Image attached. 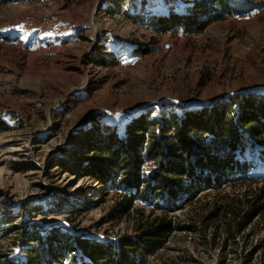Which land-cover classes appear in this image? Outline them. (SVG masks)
Returning a JSON list of instances; mask_svg holds the SVG:
<instances>
[{"label": "rangeland", "instance_id": "obj_1", "mask_svg": "<svg viewBox=\"0 0 264 264\" xmlns=\"http://www.w3.org/2000/svg\"><path fill=\"white\" fill-rule=\"evenodd\" d=\"M191 2L0 0V219L13 216L12 225L0 226L2 263L24 258L17 235L2 232L11 226L113 242L133 233L138 214L109 221L117 196L56 166L79 129L99 120L123 133L149 109L181 113L264 93V0L199 35H159L140 22L183 13ZM257 171L253 191L264 183V161ZM250 190H208L170 213L190 231L171 234L148 263L264 264V218L236 238L222 217L203 222Z\"/></svg>", "mask_w": 264, "mask_h": 264}, {"label": "trees", "instance_id": "obj_2", "mask_svg": "<svg viewBox=\"0 0 264 264\" xmlns=\"http://www.w3.org/2000/svg\"><path fill=\"white\" fill-rule=\"evenodd\" d=\"M255 6L256 0H192L183 13L169 10L140 22L159 35L192 36ZM153 112H142L124 126L123 133L118 126H101L99 120L90 130L79 129L64 152L65 160L56 164L91 180L104 196H117L109 221L138 214L132 234L115 242L97 241L59 230L43 233L35 225L11 226L2 232L17 235L24 258L0 264H149L171 234L190 231L176 224L170 213L205 191L228 186L248 187L251 195L236 197L234 204L222 203L203 222L222 217L227 235L236 238L255 219L264 218V183L259 190L252 189L261 184L256 174L264 161V93L181 113L167 106ZM137 203L152 209L150 215L137 209ZM12 224L13 216L0 219V226Z\"/></svg>", "mask_w": 264, "mask_h": 264}, {"label": "bare ground", "instance_id": "obj_3", "mask_svg": "<svg viewBox=\"0 0 264 264\" xmlns=\"http://www.w3.org/2000/svg\"><path fill=\"white\" fill-rule=\"evenodd\" d=\"M97 34V31H94V36ZM87 80L85 81L84 85H86ZM84 87V86H83Z\"/></svg>", "mask_w": 264, "mask_h": 264}]
</instances>
